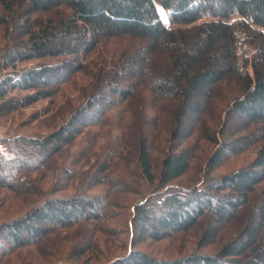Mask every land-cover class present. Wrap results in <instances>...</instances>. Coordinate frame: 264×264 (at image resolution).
<instances>
[{
	"label": "trees",
	"instance_id": "trees-1",
	"mask_svg": "<svg viewBox=\"0 0 264 264\" xmlns=\"http://www.w3.org/2000/svg\"><path fill=\"white\" fill-rule=\"evenodd\" d=\"M1 27V116L51 100L79 77L84 99L42 137L0 139V187L26 193L32 168L45 174L54 156L88 137L79 170L68 172L77 193L1 223L2 254L104 218L126 186L107 173L127 166L146 197L132 207L128 253L110 264H264V0H0ZM112 114L120 134L110 144L101 130ZM136 123L133 162L125 151ZM102 138L106 160L96 167L86 154ZM196 152L207 155L203 178L173 184ZM248 153L249 161L214 174ZM100 184L105 194L87 193ZM203 222L200 247L233 223L240 228L213 254L166 259L134 248Z\"/></svg>",
	"mask_w": 264,
	"mask_h": 264
},
{
	"label": "rangeland",
	"instance_id": "rangeland-1",
	"mask_svg": "<svg viewBox=\"0 0 264 264\" xmlns=\"http://www.w3.org/2000/svg\"><path fill=\"white\" fill-rule=\"evenodd\" d=\"M3 35L4 28L1 27L0 39ZM2 45L4 46L3 42ZM79 78L74 80L71 85H66L67 87L63 88L66 92H60L57 97L51 100H42L11 114L0 115V139H10L14 136L42 137L51 130L61 126L67 114L84 99L81 91L83 84L80 83ZM100 86L101 88L97 89L99 92L104 88L102 84ZM94 90H96V87H94ZM134 115L132 120L136 122L139 118V113H134ZM110 121L112 124L109 125L107 123V125L103 126L104 128L101 132L104 135L106 133L110 134L106 140L112 144L120 132L116 128L117 117L115 114L111 115ZM137 123L133 128V134L127 145L128 150L125 151L133 162L136 155L135 135L136 131L140 129ZM163 124L165 128L169 126L167 118ZM94 130L96 129L92 131ZM87 138L86 134L82 135L74 145L66 147L63 152L54 156L49 163L50 168L45 170V174L43 173L44 171L35 173L38 169L32 168V177L35 176L36 178L35 180L33 179L29 186L25 187L26 193H21L22 191L20 192L19 189L12 192L5 187H0V224L23 216L31 208L40 205L45 199L66 197L77 193V183L74 182L77 180L73 179L74 177L70 178L68 172L79 170ZM99 140V145L96 144V147L86 154L90 163L94 160V166L96 167L97 164L99 166L104 164L102 162L106 160L102 147L107 141L103 139L104 141L101 140L100 142ZM0 147L1 149L6 148L4 143ZM96 148L100 150L95 151ZM208 152L207 155H210L211 151L209 150ZM153 155L155 166L157 167L161 153L155 151ZM207 155L196 152L188 172L183 178L174 181L173 184L180 185L184 181V184L188 185L187 183L192 184L196 179L203 178V168L205 167L203 162ZM251 156L252 154L248 153L242 157L231 159L228 163L218 167L214 174H223L240 164L243 160L249 161L252 158ZM92 166L93 164L82 167L85 176L94 173L91 170L92 168L90 169ZM107 174L111 177L120 175L126 186L122 185L123 189L116 196L114 195L113 205L107 207V214L104 218L91 223L73 225L64 230H57L46 241L13 250L8 252L7 255L2 254L0 249V264H110L116 258L126 256L129 250L128 241L131 233L129 223L132 207L146 197L145 191L147 187L144 181L138 178L137 174L133 173V176L130 174L127 166L125 168L121 167L119 170L112 168ZM16 187L21 186L16 185ZM106 189L105 185L100 184L91 188L87 193L90 195H102L106 193ZM151 191L152 189H149L147 192ZM245 211L243 212L245 213ZM204 224L206 225V222L185 234L173 235L161 241L147 239L144 243L136 245L134 248L150 256L166 259L182 257L195 252L213 254L221 242L228 240L240 228V222L233 223V226L231 225L222 233L216 244L200 247L198 238L205 226ZM74 249H79L85 253L78 258H73L72 251Z\"/></svg>",
	"mask_w": 264,
	"mask_h": 264
}]
</instances>
